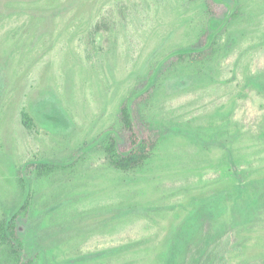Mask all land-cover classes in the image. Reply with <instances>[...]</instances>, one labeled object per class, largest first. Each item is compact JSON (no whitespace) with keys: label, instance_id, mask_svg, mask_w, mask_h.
I'll return each mask as SVG.
<instances>
[{"label":"rangeland","instance_id":"rangeland-1","mask_svg":"<svg viewBox=\"0 0 264 264\" xmlns=\"http://www.w3.org/2000/svg\"><path fill=\"white\" fill-rule=\"evenodd\" d=\"M214 1L0 0V216L57 166L19 220L37 264H195L227 226L229 264L264 260V0ZM204 28L213 55L178 62ZM147 91L163 137L115 169L101 142Z\"/></svg>","mask_w":264,"mask_h":264},{"label":"trees","instance_id":"trees-1","mask_svg":"<svg viewBox=\"0 0 264 264\" xmlns=\"http://www.w3.org/2000/svg\"><path fill=\"white\" fill-rule=\"evenodd\" d=\"M218 6H221L220 3L208 0L209 17L219 18ZM208 37V29H202L196 46L188 52L178 54L177 61L191 63L206 61L214 51L213 46L207 45ZM94 43L96 47H102L100 40ZM151 94L152 91H147L137 97L134 105L123 102L118 114L119 127L116 132L106 133L101 142L108 162L115 169L131 171L142 167L163 137L161 131L152 128L140 118L143 97L147 99ZM31 122L29 114L24 113V123L30 126ZM56 170V165L38 163L33 166L28 165L23 172H20L18 182L22 192V202L15 206L14 211H4L0 216V264H37L38 254L32 256L25 250L24 240L18 231L19 220L29 216L32 205L28 181L34 177L50 175ZM234 234L235 230L232 226H227L221 233L210 230L204 242L202 255L195 264H229L228 255L233 248ZM251 264H264V260L260 259Z\"/></svg>","mask_w":264,"mask_h":264}]
</instances>
